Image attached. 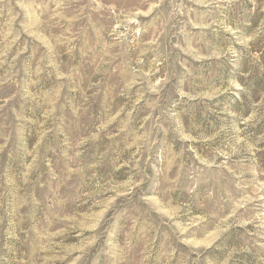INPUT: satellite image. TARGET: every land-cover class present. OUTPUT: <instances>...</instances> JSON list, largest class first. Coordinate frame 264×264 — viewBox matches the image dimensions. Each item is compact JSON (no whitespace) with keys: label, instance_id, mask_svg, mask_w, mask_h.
I'll return each mask as SVG.
<instances>
[{"label":"rangeland","instance_id":"rangeland-1","mask_svg":"<svg viewBox=\"0 0 264 264\" xmlns=\"http://www.w3.org/2000/svg\"><path fill=\"white\" fill-rule=\"evenodd\" d=\"M0 264H264V0H0Z\"/></svg>","mask_w":264,"mask_h":264}]
</instances>
